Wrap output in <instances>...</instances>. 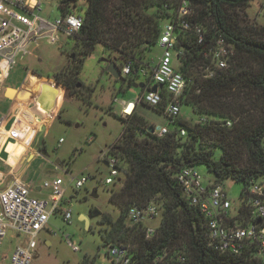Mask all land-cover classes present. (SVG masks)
<instances>
[{
	"label": "trees",
	"instance_id": "1",
	"mask_svg": "<svg viewBox=\"0 0 264 264\" xmlns=\"http://www.w3.org/2000/svg\"><path fill=\"white\" fill-rule=\"evenodd\" d=\"M86 1L83 25L69 35L73 44L65 48L68 63L54 73L38 72L68 89L70 96L83 100L91 97L93 87L83 83L79 74L96 46L101 44L109 57L106 66L115 61L120 68L124 64L132 69L149 67L145 51L158 44L163 21H176L179 2ZM193 1L192 21L204 25L208 39L221 34L232 43L235 53L228 68L206 77L204 68L212 63L203 55L207 40L198 43L193 29L176 28V46L185 52L178 69L187 79L180 101L190 108V114L169 118L172 126L164 135H158L154 124L136 108L129 116L120 117L124 126L120 140L103 154L119 157L128 166L121 164L125 174L114 183L119 187L110 189L109 201L117 207L118 215L100 213L99 223L108 224L101 238L104 246L130 243L137 260L166 252L167 258L185 257L170 264H251L246 255L221 253L209 244L204 216L184 198L177 176L183 167L198 165L207 167L215 183L225 178L248 183L264 175V24L249 29L241 24L238 11L253 0ZM59 7L61 15L83 8L77 0H61ZM138 78V74L124 75L127 89ZM139 82L145 83L140 91L149 88L148 78ZM161 94L163 100L156 109L164 112L168 95L165 90ZM181 128L185 135L180 134ZM152 199L160 204L162 218L157 235L146 240L145 226H128L127 214L132 207Z\"/></svg>",
	"mask_w": 264,
	"mask_h": 264
},
{
	"label": "built area",
	"instance_id": "2",
	"mask_svg": "<svg viewBox=\"0 0 264 264\" xmlns=\"http://www.w3.org/2000/svg\"><path fill=\"white\" fill-rule=\"evenodd\" d=\"M43 3L40 0H0V61H5L9 67L18 58L30 55L39 47L42 39L58 42V31L64 30L71 35L80 30L83 25V15L68 13L50 22L42 17ZM195 14L193 0H179L176 21H167L158 38V45L162 53L157 64L148 69L140 66L132 69L130 64L121 68L122 75L136 74L148 78L149 88L140 92L132 100L121 101V114L129 116L138 102H144L157 107L161 104L165 90L168 98L164 113L175 119L182 115L180 96L186 89L187 79L178 69L180 58L185 54L184 49L177 48L176 28L182 30L193 29L198 43L205 42L203 55L211 60V64L204 68L206 77H213L218 70L229 67L234 55V47L221 34L207 38V31L203 24L192 21ZM158 86L156 91L151 88ZM162 85V86H160ZM114 101L118 102L117 98ZM230 125V122H227ZM169 131L167 125L155 132L164 135ZM17 132L13 127L9 136L17 139ZM181 135L186 130L181 128ZM104 156V154H103ZM103 160L110 167L109 175L103 180L105 184H114L125 171L116 156H104ZM178 180L182 186L184 198L192 206H197L204 216L208 230L209 244L218 252L232 255H246L251 264H264V185L256 179L248 183L241 182L242 189L236 198H231L223 183L213 180L204 181V176L196 166H185L178 173ZM88 180L82 176L76 180V187L80 188ZM61 177L45 181L43 186L49 190L47 197L34 196L31 186L19 179H14L5 188H0V249L2 241L7 236L13 238L20 234L25 239L16 244L10 256L11 264H30L35 257V243L40 232L47 227L49 219L57 211L62 210L63 219L72 218L71 206L60 208L64 200L65 187ZM162 218V208L155 200L145 205L132 207L127 214V225L130 227L143 224L144 237L152 239L158 233V225L148 222ZM73 250L78 246L69 238ZM106 259L99 264H170L171 260H184L181 254H157L149 259L137 260L133 256L130 243H110L106 245ZM7 256L4 255L3 259Z\"/></svg>",
	"mask_w": 264,
	"mask_h": 264
},
{
	"label": "rangeland",
	"instance_id": "3",
	"mask_svg": "<svg viewBox=\"0 0 264 264\" xmlns=\"http://www.w3.org/2000/svg\"><path fill=\"white\" fill-rule=\"evenodd\" d=\"M40 1L43 3L44 11L41 13L43 18L54 22L56 18L62 16L59 7L61 0ZM77 4L83 8L74 12L84 16L87 1L77 0ZM238 13L242 26L247 29L259 27L264 24V0H253L248 7L239 10ZM166 22V20L163 21V25ZM58 35V42L52 43L42 39L37 48L36 53L41 57V62L38 63V60L34 59V63L41 65L43 73H54L68 63L65 48L71 47L73 39L61 29ZM161 53L162 48L158 44L145 51L144 61L149 63L148 69L157 64ZM104 57L109 58L103 52V46L98 44L95 50L85 58L84 66L79 74L83 83L93 87L90 98L83 100L70 95L66 96V90L62 87L57 89L56 86H53L59 91L56 98L52 99L51 96L42 94L38 97L39 109L45 115L50 114L47 120L55 116L43 135L44 145L43 141L37 143L39 153L42 154L41 150L44 148L45 157L51 162L43 165L39 179L41 183L58 176L64 180L63 185L66 191L60 208L65 209L71 206L72 218L70 221H65L62 210L50 217L47 227L40 232L35 243L36 253L30 264H99L106 259L104 253L107 247L103 245L101 233L108 224H100V216L90 217L89 222H85L81 215L89 216L90 211H99L102 215L116 217L119 213L117 207L109 201L110 189L118 188L119 185L104 183L103 180L109 175L110 167L103 160V153L119 141L122 135L124 126L120 120L122 116L120 102L135 99L140 92L139 87L132 86L127 89L126 83L115 79L106 69V63L110 59L103 61ZM36 80H38L37 87H40L42 82H47L43 78ZM143 80L146 78L141 76L137 82ZM124 89H126L125 92ZM115 98L118 102L114 101ZM189 109L188 106H182V112H190ZM20 111L23 117L16 118L13 130L17 132V138H20L21 142L8 145L11 164L18 162L16 154L19 150H26L28 140L23 132L30 133L36 129L34 116L24 106ZM137 112L152 122L156 130L165 125L172 126L169 124L166 113L157 110L154 106L141 102ZM182 115L186 118L184 113ZM42 124L41 122L40 126ZM22 135L24 137H21ZM262 145L264 148V140ZM117 158L124 167L128 166L124 160ZM56 161H59L62 166L55 168ZM196 167L204 176L205 182L211 180V173L205 165ZM82 176L88 177V180L83 186L77 188L76 180ZM257 181L264 185V175L259 176ZM222 183L226 186L231 198L238 197L242 189L240 182L225 178ZM94 189H96L95 196L92 195ZM33 195L39 197L40 194L33 193ZM42 195L44 196V194L40 196ZM148 223L156 226L160 223V218ZM67 238L79 249L73 250ZM24 239L23 234L4 238L0 249V264H11L10 256L13 247ZM4 255L7 256L5 259H3Z\"/></svg>",
	"mask_w": 264,
	"mask_h": 264
},
{
	"label": "crops",
	"instance_id": "4",
	"mask_svg": "<svg viewBox=\"0 0 264 264\" xmlns=\"http://www.w3.org/2000/svg\"><path fill=\"white\" fill-rule=\"evenodd\" d=\"M36 51L37 48L34 49L32 54L18 58L9 68L5 61H0V188H5L14 179H19L31 186L32 194H44V196L39 195V197H46L49 195V190L43 186L44 183H41L39 178L41 177L43 165L51 162L46 159V154L43 153L44 148L41 150L42 154L39 153L40 150L37 147V143L43 141V135L50 127L55 116H52L48 121L45 113L39 109L38 102L34 98L40 96L42 92L37 87L38 80L36 79L43 78L50 86H55V84L52 78L49 80L38 73L43 69L38 64L41 62V57L38 56ZM34 59L38 60V63H34ZM8 88L14 89V91L12 92L10 89L8 91ZM139 92L141 91L139 90ZM66 96H69L68 89H66ZM21 97H26L27 102H21ZM139 103L141 102H138L135 107L136 111L138 110ZM22 106L36 119V122H34L36 129L30 133L23 132L26 140H28L26 151L18 159V155L22 151L19 150L16 154L18 162L11 164L9 162L10 153L8 152V145L9 143L17 144L21 141L20 138H11L8 132L10 128L14 127L16 118L18 116L23 117L20 111ZM183 113L186 117L190 114L188 111H184ZM41 122L43 123L42 126H40ZM24 135L21 137H24ZM54 165L55 168L62 166L57 161Z\"/></svg>",
	"mask_w": 264,
	"mask_h": 264
},
{
	"label": "water",
	"instance_id": "5",
	"mask_svg": "<svg viewBox=\"0 0 264 264\" xmlns=\"http://www.w3.org/2000/svg\"><path fill=\"white\" fill-rule=\"evenodd\" d=\"M103 61H106V58L104 57L103 58ZM106 69H107V71L115 78V79H118V80H120V81H123L124 80V76L122 75V73H121V68L119 67V65H117V63L115 62V61H110L109 63H108V65H107V67H106ZM49 80H50V78H48ZM55 83L57 84V85H59V86H61V87H63L62 85H60L59 83H57L56 81H55ZM144 82H134V83H132V86L133 87H139V88H143L144 87ZM160 86H162V85H160ZM157 88H158V86L156 85V84H154L153 86H152V90L153 91H156L157 90ZM9 89L13 92L14 91V89H11V88H8V91H9ZM38 97L39 96H36L34 99L36 100V101H38ZM151 132H153L154 131V128L153 127H150V129H149ZM43 153L44 154H46V151L45 150H43ZM57 162H59V161H57ZM92 195H96V190L94 189L93 190V192H92ZM100 213L101 212H99V211H90V213H89V216H85V215H81V217L84 219V221L85 222H89V219H90V217H95V216H100Z\"/></svg>",
	"mask_w": 264,
	"mask_h": 264
},
{
	"label": "bare ground",
	"instance_id": "6",
	"mask_svg": "<svg viewBox=\"0 0 264 264\" xmlns=\"http://www.w3.org/2000/svg\"><path fill=\"white\" fill-rule=\"evenodd\" d=\"M39 89L42 90L41 94L44 96H51L52 99L56 98L59 94V91L56 88H53V86H50L48 84V82H42ZM21 102L26 103L27 102V98L26 97H21ZM26 150H22L19 155H18V159L21 158V156L23 155V153Z\"/></svg>",
	"mask_w": 264,
	"mask_h": 264
}]
</instances>
